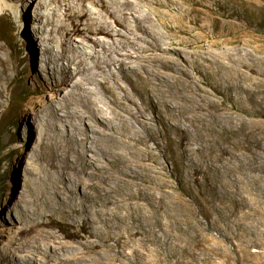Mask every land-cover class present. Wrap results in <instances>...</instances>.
Wrapping results in <instances>:
<instances>
[{
  "label": "bare ground",
  "instance_id": "1",
  "mask_svg": "<svg viewBox=\"0 0 264 264\" xmlns=\"http://www.w3.org/2000/svg\"><path fill=\"white\" fill-rule=\"evenodd\" d=\"M183 1L33 4L38 29L32 35L44 61L37 82L44 83L53 44L52 60L66 62L50 73L65 98L34 115L42 122L41 166L51 186L29 221L56 227L52 264H123L130 242L146 250V264H180L218 220L247 230L264 225V70L246 52L185 55L176 45L198 42L193 31L204 2L191 0V17ZM154 5L175 6L177 20L185 22L169 24ZM212 36L219 34L201 35ZM10 44L6 35L0 41V105L11 90V72L20 70ZM56 122L52 142L48 131ZM23 192L32 196L31 185ZM32 246L30 258L44 257L41 245ZM154 250L164 259L149 254Z\"/></svg>",
  "mask_w": 264,
  "mask_h": 264
},
{
  "label": "rangeland",
  "instance_id": "2",
  "mask_svg": "<svg viewBox=\"0 0 264 264\" xmlns=\"http://www.w3.org/2000/svg\"><path fill=\"white\" fill-rule=\"evenodd\" d=\"M203 2L204 6L198 13L197 21L200 27L193 31L199 34L198 42L189 47L176 46L187 56L203 52L212 55L219 51H238L241 54L246 52L250 54L252 63L264 70V0ZM34 3L36 0H0V41H4L5 35L11 40V57H17L20 68L19 72H11L12 87L0 105V264H40L47 259L46 264H52L55 259L50 240L51 235L58 234L56 227L44 223L32 224V221H29V217L34 216L32 210L35 205L43 199L51 186V178L41 166L39 137L42 122L34 119V115L41 110L47 114L49 107L58 106L64 89L56 84L50 73L66 62L64 59L58 60L57 63L52 60L57 50L53 44L51 59L46 62L44 83L43 80L37 82L43 77L41 69L44 61L41 55L42 44L32 35V29H38ZM182 4V8L193 17L191 7L196 5L191 0H185ZM87 5L93 8L89 2ZM154 6L159 11H165L163 19L171 25H181L186 20H177L175 6L171 11L162 6ZM142 9L146 11L145 6ZM151 16L154 17L153 14ZM153 19L155 20V17ZM155 23L158 26L156 20ZM161 31L162 38L166 39L168 33L162 29ZM205 32L218 33L219 36L201 37ZM38 35L39 32L36 33V36ZM178 35L183 36L181 33ZM113 70L119 76L116 69ZM121 82L129 88L126 81L122 79ZM36 86L43 90H32ZM134 99L138 101L136 95ZM241 115L246 121L250 119L248 115ZM58 127L56 122L48 131L52 142L57 141L54 131H57ZM164 151L169 157V150L165 148ZM170 160L168 159V165ZM30 169L33 173L29 172ZM25 184L31 185L32 196H23ZM73 219L79 223L78 216L73 215ZM217 224V229L203 230L202 233L207 239L198 246L193 257L183 260L180 264H264V225L258 229L247 230L233 226L225 227L221 220H218ZM248 234L260 240L246 242L235 238ZM224 236L230 237V240ZM32 244L41 245L44 257H29ZM123 250L128 253L122 257L123 264H146V250L137 246V242L126 244ZM150 253L154 257L164 259L162 251L154 250ZM162 262L153 259L151 264ZM164 263L173 264L172 261Z\"/></svg>",
  "mask_w": 264,
  "mask_h": 264
}]
</instances>
